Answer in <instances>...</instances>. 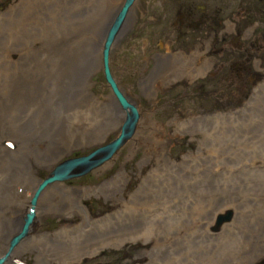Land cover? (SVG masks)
<instances>
[{
    "label": "rangeland",
    "instance_id": "obj_1",
    "mask_svg": "<svg viewBox=\"0 0 264 264\" xmlns=\"http://www.w3.org/2000/svg\"><path fill=\"white\" fill-rule=\"evenodd\" d=\"M33 2L0 0V78L14 76L13 82L0 81L2 181L18 173H29L30 180L43 179L52 166L86 155L116 135L114 129L99 135L89 125L67 124L62 115L72 107L48 95V80L55 75L53 60L64 62L61 57L71 56L75 39L69 32L87 25L82 18L95 13L99 0H36L41 6L37 8ZM136 2L127 27L113 44L109 69L142 121L162 125L165 156L147 146L160 145L158 136L138 128L143 142L133 146L132 139L127 141L100 170L48 192L47 204H55L53 214L37 215L34 234L55 243L82 236L83 228L97 233L112 219H132L134 228L166 219L172 233L159 230L153 237L152 230V238L136 237L115 247L106 245L108 241L87 245L81 250L94 252L74 264H264V0ZM81 37L96 50L99 45L90 92L115 104L103 79L100 35L88 32ZM194 49L201 54L198 58L193 57ZM156 55L173 59V68L159 70L169 78L178 61L189 63L182 66L179 78L157 80L153 93L146 95L140 85L156 67ZM200 64L205 72L191 78V69L203 72ZM18 84L27 92L32 87L29 95L22 96L15 89ZM258 88V96L246 103ZM76 103L89 114L86 121L106 116L90 101ZM39 108L47 110L43 121L41 115L35 117ZM115 108L122 113L117 104ZM5 109L11 122L4 121ZM211 128L213 132L207 133ZM243 131L249 135L246 141L238 140ZM13 191L15 198L0 205V211L8 220L16 217V222L29 207L26 201L20 207L18 199L28 201L31 191L21 184H14ZM54 191L61 198L50 194ZM78 203L90 218L85 226ZM58 204L64 208L70 204L72 211L57 213ZM73 251L72 246L61 248L48 264L65 261ZM20 262L33 264L34 255L24 253L14 261Z\"/></svg>",
    "mask_w": 264,
    "mask_h": 264
},
{
    "label": "bare ground",
    "instance_id": "obj_2",
    "mask_svg": "<svg viewBox=\"0 0 264 264\" xmlns=\"http://www.w3.org/2000/svg\"><path fill=\"white\" fill-rule=\"evenodd\" d=\"M136 1L137 0H132V2L128 5L124 17L122 18L120 24L118 25V27L116 28V30L114 32L113 39L116 40L118 37H120L122 32L124 31V29L127 27V25H128L127 22L129 20L128 18L131 17L132 10L137 3ZM123 2H124V0H107V4H104V3L102 4L101 0H99V5H98L95 13L86 14L82 18V21L86 22L85 24H87V25L82 26L80 28L78 26L77 30L75 28V32L74 31L69 32V34L74 35V39H75L74 48H73L74 50L72 49L73 53L71 54V56L65 55V56L61 57V59H63L64 62H62V60H58V62H57V59L53 60L54 62H52V68H53V70H55V75L51 76L50 80H48V83H49V84H47L48 88H49L48 95L51 97V99L52 98L58 99V100L63 99V100H65V102H63V103L66 107H72V110H70L68 113L66 112V114L62 115V117H63V120L67 124L72 125L74 128H76V126H78V125L83 124V126L89 125L90 128H92L93 130H99L100 131L99 135H101L102 131L103 132L113 131V129H114V133L117 134L119 132L120 125L124 119V116L127 114H129V115L131 114L130 109H126V108L123 109V108L119 107V105L117 104L116 99H115V97H113V95H112V97H113V100H115L114 101L115 104H112V102H110L109 97H107V98L103 97L102 99H100L96 95H94L90 92L89 77L91 76V72H93L95 68H98V59H97L96 53L99 51V45H98V50H96L94 47L91 46V43H89L86 38L82 39V37H81V35L83 33L92 32L93 34L95 33L96 35H100V38L103 41L104 37L107 34V30H108L109 26L112 24V21H113L114 17L116 16L119 8H121ZM33 4H34V8L41 7L40 5L37 4L36 0H35V2H33ZM87 16H92V17L89 20V18H86ZM33 18L34 17L29 18L31 22H35V19H33ZM62 19H63V22L66 21L64 19V17H62ZM88 29H90L91 31H88ZM115 40H114V42H115ZM76 43H77V46H76ZM110 53H111V51L109 49V53L107 55V58H108L107 66H108L109 71H110V69H109ZM100 55H101V53H100ZM164 57H169V56L159 57L156 61V67L154 68L152 73H150L149 77L140 85V89L142 92H144V94L150 95L153 93V88L155 86H158V84H155L157 80L162 79V81L165 83V81L168 82V81H171L172 79L179 78L180 75L182 74V70H181L182 66L184 64L188 65V63H189V62L187 63V61L186 62L178 61L179 64L177 63L178 66L174 69L176 71V73H174L172 75V78H169V77H166L165 74L162 75V73L159 70L162 69V71H164V70H167L169 68H173V59L164 58ZM101 67H102V57H101ZM197 67H198V69H201L203 71L202 65H197ZM208 67H210V66H208ZM206 69L207 68H205V70ZM191 71H192V69L188 73H190L191 78H193V79H194V77L202 75L205 72V71H203L202 73H200V72L195 71V69H194V73ZM10 76L13 77V79L12 78H6V77L4 79L9 80V81L14 80V76L11 74H10ZM110 76L112 78H114L111 71H110ZM4 79L0 78V81H2ZM162 81L160 83H162ZM157 82H159V81H157ZM115 83H116V86L122 91L127 102L131 104V106L133 107V109H135V112H136V117H135L132 132L129 135V138L125 139L122 142V144L119 146L118 150L120 148H122L124 146V144L127 141L129 142L131 139H132L131 142H133V146L143 142L145 140V136H143V134L139 133V130H137L138 128L139 129L142 128V129H148L150 131V134L158 136L157 141H158V143H160V145H158L155 142H151V143L147 144L148 148L149 149L152 148L151 150L156 149L159 151L160 154L164 155V151L161 147V145H163V143L165 141L163 138L164 130H163L162 125L156 124V122H151V121L148 122L147 119L142 121V119L140 118L137 107L134 105L133 102L130 101L128 96L125 94L124 90H122L118 86L116 81H115ZM22 85L23 84H20V85L18 84V87H16L15 89L18 92H21L20 94L22 96H24L26 94L29 95L28 92H31L32 87L27 92L26 88H24ZM73 91H75L77 94L76 96L75 95L73 96L74 98L70 94V92L73 93ZM258 93H259V88L255 89L252 92L251 98L248 99L246 103H248L253 98L255 99L256 95ZM86 100L91 102L89 104L90 106L100 108L98 110L103 111L106 116L100 117L98 119L92 117L91 119H89V121H86L89 114L83 113L80 110V108H78L79 103L78 104L76 103L78 101L84 102ZM116 104L118 106V109H120L122 111V113H120V111L115 108ZM247 109H249V108H247ZM245 111H246V109H245ZM44 114H47V110H45L43 108H39V112H38V114H35V117H38L39 115H41L39 117V119L41 118L43 121ZM7 118H9V116H8L6 109H5L4 121H6ZM7 120L9 122H11L10 119H7ZM14 121L16 123L19 120L16 119ZM20 124H22V121L20 122ZM207 131H206L207 133L213 132V128H211ZM230 135H234V134L231 132ZM72 137H74V136H71L70 139ZM227 137L230 138L229 135H227ZM248 137H249V135L246 134L245 131H243L242 137H238V140H240V139L245 140V139H248ZM220 140H221V137L219 135L218 141H220ZM218 141H216V142H218ZM153 147H155V148H153ZM117 151L114 152L113 154H111V156L106 161H103L101 165H97L96 167L91 168V170L88 172L91 173V172H93V170H98V169L100 170L102 168V166L108 164L109 161H111L114 157H116ZM1 161L2 160H0V162ZM43 163H45V160L40 161L41 166L43 165ZM53 168H54V166H52L50 169H48L49 173L47 175H49L52 172ZM74 169H75V167L74 168L72 167L69 169V172L74 171V173L69 174V177H65L62 180L54 181L52 184H47L41 188V190H40V192L36 198V201H35L34 219H33L31 226L29 227L28 235L13 248V250L11 251L7 260L3 261L1 264H16V263H14L15 259L17 257H20L21 255H23L24 253H32L34 255L33 264H48L49 260L52 259V261H54V259L57 258L56 254H57L58 250L60 251L61 248L62 249L71 248V246L74 248V251H73L74 254L72 256H69L65 261H61V263H56V264H74L82 256H84V255L87 256V254L90 255V253L94 252V250H87V249L81 250V248H83L84 246L88 247V246H95L98 244H100V246H101L102 245L101 243L108 241V243H106V245L115 247V246L120 245V243H122L124 240H131V239H135L136 237H141L143 240L146 238L148 239L149 237L152 238V232H151L152 230L155 232L153 234V237L158 236L159 230L165 231L166 234L172 233L173 226L169 225V222L166 219H164V220L153 219V220L149 221L148 223L147 222L141 223L138 228H134V223L132 221H130L132 219H127V220L112 219V220H109L107 222H103V224L98 227V230H96L97 233L93 232V234H91V232H90L91 228H87V229L83 228L82 230L85 231L86 233L85 234L83 233L82 236L80 234L75 235V236L72 235L71 237H67L68 239L67 238L61 239L62 242H60V241H57L55 243L49 242L52 246L49 245V243L45 242L46 240H44V239H46L45 238L46 236L45 237H39L36 234H34L33 228L35 227V225L39 221L37 215L39 216L40 213H42L43 215H46V213L44 211H47L48 213L53 214L52 210H53V207L55 206V204H47L48 192L51 190H54L55 186L63 184L64 182L72 180L73 178H75V175H74L75 170ZM30 170H31V172H33L32 169H30ZM1 178L2 177L0 176V205L4 204L11 197L15 198V196H14L15 192L13 191L14 184H21L23 187L27 186L30 189V191L33 192L39 186V183L42 180V179L37 180L35 177H33L32 180H30L31 175L29 173H27L25 175L23 173H18L16 175L8 174L7 177L3 181L1 180ZM59 193L60 192H58V191L50 192V194L55 196L56 200L61 198V194H59ZM30 195H31V193H30ZM18 200L21 201V204H19L20 207L24 204L25 201L29 205L28 201L25 199H18ZM9 203H10V201H8L6 204H9ZM198 205H200V204L198 203ZM45 206H46V208H45ZM77 206H78V210L82 216L81 224H83L82 226H85V224H87L85 222L89 221L90 218L88 217V214L86 213L84 206L82 204L78 203ZM71 209H72V205H70V204L66 208L61 207L58 204L55 207V212L59 213L61 211V213H63L62 215H67V212H68L67 210H70L69 211V213H70L72 211ZM11 210H12V208H11ZM12 211H11V213H12ZM15 214L16 213H14V215ZM5 216H6V214H5L4 210L0 211V247L2 248V251L0 249V255L3 254V252L6 250V246H7V243L9 241V238L11 236H13V234L16 231L19 230L20 225L22 223V220H20V221L18 220L15 222L16 217L12 219V217L10 216V220H8ZM12 221H14V222H12ZM153 225L155 226L154 229H153ZM64 227H66V225ZM74 228L75 227H73L72 229H74ZM135 229H137V230H135ZM87 234H89V235H87ZM65 237H66V235H65ZM41 238H43V239H41ZM104 245H105V243H104ZM45 253H48V254H45ZM17 262H18V260H17ZM20 264H21V262H20Z\"/></svg>",
    "mask_w": 264,
    "mask_h": 264
},
{
    "label": "water",
    "instance_id": "obj_3",
    "mask_svg": "<svg viewBox=\"0 0 264 264\" xmlns=\"http://www.w3.org/2000/svg\"><path fill=\"white\" fill-rule=\"evenodd\" d=\"M131 2L132 0H124L121 8H119L116 16L113 19L112 24L109 26L104 40L100 45L103 79L110 89V93L113 95V97H115L119 107L123 109H130L131 114H127L124 116V119L120 125L119 132L109 142L97 146L86 155L69 157L62 160L56 166H54L52 172L49 175H47L40 181L39 186L33 192H31V195L29 196V207L22 217V223L19 230L9 238L6 250L3 252V254L0 255V264L3 261L7 260L13 248L28 235L29 227L31 226L34 219L35 201L42 187L47 184H52L54 181L69 177V174L74 173V171L69 172V169L72 167H75V178L89 173L88 171H90L91 168L96 167L97 165H101L103 161H106L111 156V154L118 150L119 146L125 139L129 138V135L131 134L134 126L136 112L131 104L127 102L122 91L116 86L114 78L110 76V71L108 70L107 66V55L109 53V49L111 51V49L113 48L115 40L113 39L114 32L120 24L122 18L124 17L127 7Z\"/></svg>",
    "mask_w": 264,
    "mask_h": 264
},
{
    "label": "flooded vegetation",
    "instance_id": "obj_4",
    "mask_svg": "<svg viewBox=\"0 0 264 264\" xmlns=\"http://www.w3.org/2000/svg\"><path fill=\"white\" fill-rule=\"evenodd\" d=\"M225 3V2H224ZM243 11V10H242ZM244 11H245V9H244ZM194 53H195V55L193 56V57H196V58H198V56L199 55H201L198 51H197V49H194ZM156 56H158V57H162V55H156ZM205 61V60H204ZM201 65V64H200ZM81 155V154H80ZM90 173V172H89ZM86 174H88V173H86ZM85 174V175H86ZM81 177V176H80ZM73 186H75V185H73ZM75 187H77V186H75ZM50 231H52V230H50ZM25 264V263H24Z\"/></svg>",
    "mask_w": 264,
    "mask_h": 264
}]
</instances>
